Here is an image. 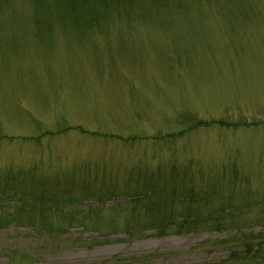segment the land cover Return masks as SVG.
I'll list each match as a JSON object with an SVG mask.
<instances>
[{"label": "rangeland", "instance_id": "1", "mask_svg": "<svg viewBox=\"0 0 264 264\" xmlns=\"http://www.w3.org/2000/svg\"><path fill=\"white\" fill-rule=\"evenodd\" d=\"M183 182L232 223L117 231ZM0 212V264H258L264 0H0Z\"/></svg>", "mask_w": 264, "mask_h": 264}, {"label": "trees", "instance_id": "2", "mask_svg": "<svg viewBox=\"0 0 264 264\" xmlns=\"http://www.w3.org/2000/svg\"><path fill=\"white\" fill-rule=\"evenodd\" d=\"M193 183L194 182H183V196L181 193L177 194L169 187V189L163 193L151 189L150 191L147 190L144 192L138 198L134 197L137 208L141 211L132 209L129 212L127 224H125L122 229H117V231L125 233L130 238L134 239L136 235L141 234L143 230H154L157 236L163 237L172 234L182 235L200 229H219L229 223L231 224V219H229V217L225 218V215L222 213H214L213 209L211 210L207 207H199L196 205L195 195L192 188H190ZM155 196L159 199H150ZM122 212L127 213L125 209L122 210ZM13 215L19 218L21 216L19 212L4 213L2 214V221L0 222L6 224L14 221L22 224L21 221L12 219L11 217H13ZM70 215H73V213H70ZM70 215H68L69 220L74 218V216ZM92 215L98 220L101 216V211H95ZM177 220H180L178 224H176ZM256 252L253 253L255 255L253 258L259 262L258 264H264V255L256 254Z\"/></svg>", "mask_w": 264, "mask_h": 264}]
</instances>
